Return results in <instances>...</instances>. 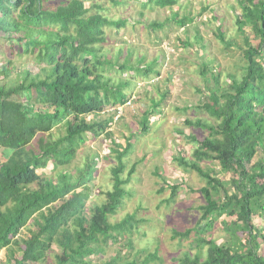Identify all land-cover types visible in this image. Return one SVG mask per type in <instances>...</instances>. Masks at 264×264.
Wrapping results in <instances>:
<instances>
[{
	"label": "trees",
	"instance_id": "1",
	"mask_svg": "<svg viewBox=\"0 0 264 264\" xmlns=\"http://www.w3.org/2000/svg\"><path fill=\"white\" fill-rule=\"evenodd\" d=\"M131 3L144 16L146 10L156 7L173 9L179 0H0V45L31 56L40 67L36 74L24 68L15 79L13 62L0 64V252L6 250L4 264H43L53 245L60 249L55 264H93L91 257L102 252L101 243L120 242V237L143 221L136 214L120 223L110 221L121 207L124 186L134 173L135 166L128 178L123 176V158L133 148V136L125 145L113 141L117 159L111 169L114 183L101 205L92 209L86 205L98 157L88 154L82 165L70 169L88 133L104 132L111 137L107 129L113 125L114 115L105 120L100 115L128 103V91L137 74L149 77L155 71L158 58L141 68L132 62L131 46H120L111 57L104 50L107 29L120 32L130 24L122 13ZM237 3L236 24L243 44L239 45L238 62L242 64L236 66L242 77L226 73L230 80L223 81V71L217 72L205 60L206 46L199 33L195 41L187 38L181 42L184 53L202 50L197 72L204 84L197 90L205 98L202 108L206 114L185 122L209 135H190L195 144L193 156L174 157L183 172L196 171L206 180L200 190L205 203L200 206L197 225L174 230L173 238L189 237V247H196L195 254L189 249L180 252L178 264H264V228L253 222L256 216L264 217V0ZM172 15L180 27L193 18L184 15L178 19V12ZM150 25L164 26L159 22ZM217 37L227 49L236 43L226 41L220 27ZM145 57H138V63ZM123 73L130 77L114 76ZM154 103L140 121L143 132L160 110V101ZM90 115L92 120L87 119ZM58 126L61 136L55 137L52 132ZM203 161L216 162L230 173L229 180L203 168ZM50 164L55 173L40 175ZM163 172L156 173L162 176ZM173 189L175 194L178 187ZM28 225L33 227L31 235L20 238ZM217 225L224 233L221 243L213 237ZM121 257L118 251L101 264H154L162 259L157 252L143 259Z\"/></svg>",
	"mask_w": 264,
	"mask_h": 264
},
{
	"label": "rangeland",
	"instance_id": "2",
	"mask_svg": "<svg viewBox=\"0 0 264 264\" xmlns=\"http://www.w3.org/2000/svg\"><path fill=\"white\" fill-rule=\"evenodd\" d=\"M90 6V2L86 4ZM240 12L237 0H179L173 9L156 7L148 9L142 16V10L136 4L128 5L123 16L129 18V25L125 30L118 32L116 28H108V42L104 50L108 57L118 53L120 46H131L132 62L147 66L158 58L153 65L154 72L149 77L136 75L132 79L129 89L130 100L119 108L121 112L115 115L117 121L108 127L107 133L95 135L87 134L85 143L81 145L76 158L70 165L71 170H76L85 161L86 155H94L96 159V178L90 183V197L86 200L88 209L101 205L106 201L105 192L112 190L113 178L111 169L117 165L116 144H126L127 138L131 135L133 148L123 158L126 164V171L123 175L128 178L129 170L134 167V173L124 188L126 196L118 212L110 218L111 223H120L128 215L136 214V223L131 233H125L120 237V242L101 243L102 252L91 257L93 264H101L121 252V260L144 258L146 255L157 252L162 258L154 264H178L182 251L189 249L196 253V247L190 248L191 239L173 238L174 230L186 231L194 228L201 218L200 206L205 203V198L200 191L206 186V180L200 177L196 171L183 172L174 157L182 155L185 158L193 156L195 144L189 140L194 134L199 137H206L209 131L198 129L186 124V119L195 120L206 116L203 115L202 104L205 98L198 92L204 81L199 77L198 70L201 64L202 50L193 48L184 53L182 41L190 38L195 41L198 33L202 36V42L206 46V61L219 72L223 71L222 79L229 82L225 74L234 73L242 77V70L236 65H241V49L243 37L239 33L236 24L235 10ZM173 10V11H172ZM172 12H178V19L184 15L192 16V21L186 26L180 27L173 19ZM121 12L118 11L117 14ZM218 18V19H215ZM163 23L162 27H151V23ZM218 27L225 34L226 41L236 40L230 48L218 39ZM15 37V36H14ZM123 41H127L126 45ZM145 55L144 61L138 63V57ZM31 56L18 54L16 51L7 49L0 45V64L5 61H12L15 65L13 76L18 77V72L28 68L32 74L38 73V67ZM123 78L130 75L114 74ZM0 75V80H1ZM202 80V81H201ZM163 93L166 96L163 97ZM24 102V99L21 100ZM154 101L160 107L159 112L153 115L149 122L147 132L141 129L140 121L144 111ZM188 110L186 111V107ZM110 113L100 115V120H105ZM93 119V115L87 117ZM60 126L53 129L55 137L61 136ZM184 130L179 134L177 130ZM106 132V131H105ZM3 148L0 147V156ZM202 167L214 170L215 175L221 180L228 181L229 172H224L216 162L203 161ZM249 167V165H248ZM53 165L40 171V175L54 174ZM163 170L162 176L157 171ZM164 178V180H163ZM34 186V185H32ZM174 187H178L174 194ZM231 189V186H228ZM164 188L163 191H160ZM174 194V196H173ZM221 195H223L221 193ZM56 205H59L57 203ZM92 211V210H91ZM256 225L264 228V217L256 216L253 221ZM218 224V223H217ZM24 228L20 238H27L31 235L33 227ZM213 232V237L221 243L224 240V233L220 232L219 226ZM60 253L57 245H53L47 253V260L43 264H55L56 255ZM103 253V254H102ZM7 263L6 250L0 252V264ZM37 264V263H28Z\"/></svg>",
	"mask_w": 264,
	"mask_h": 264
},
{
	"label": "clouds",
	"instance_id": "3",
	"mask_svg": "<svg viewBox=\"0 0 264 264\" xmlns=\"http://www.w3.org/2000/svg\"><path fill=\"white\" fill-rule=\"evenodd\" d=\"M130 95H131V94H130ZM129 100H130V99H129ZM128 102H129V101H128ZM124 106H125V105H124ZM121 107H122V106H117L116 108L111 109V111L109 112L110 115H111V114H113V115H114V114H115V115H119V113L121 112V110H119V108H121ZM117 120H118V119L115 118V116H114V121H117ZM48 167H49V165H48ZM48 167H47V168H48ZM47 168H45V169H41V170L44 171V170H46ZM53 168H54V166H53ZM41 170H40V171H41ZM40 171H39V173H40ZM52 171H53V169H52ZM53 172H54V171H53ZM54 173H55V172H54ZM56 204H57V203H56ZM56 204H55V205H56ZM148 255H149V254H148ZM148 255H146V256H148ZM146 256H145V257H146Z\"/></svg>",
	"mask_w": 264,
	"mask_h": 264
}]
</instances>
